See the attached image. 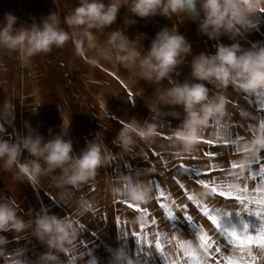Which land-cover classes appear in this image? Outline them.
Returning <instances> with one entry per match:
<instances>
[{"label":"crops","instance_id":"0c3cea01","mask_svg":"<svg viewBox=\"0 0 264 264\" xmlns=\"http://www.w3.org/2000/svg\"><path fill=\"white\" fill-rule=\"evenodd\" d=\"M78 2L79 0H0V23L3 22L6 13H11L18 18L14 25L17 29L30 27L33 24L40 25L50 14H55L60 19V26L71 35L72 30L64 23V16L69 14ZM200 15L202 17L203 14ZM129 18L137 19L138 23L127 25L126 20ZM248 21L247 27L237 25L239 31L233 39H230L228 35H223L210 40L200 31L199 18L189 19L183 15L179 17L173 15L171 19H168L157 15L148 19H139L131 17L127 9L123 8L117 21L110 27L102 31L92 29L94 36L91 38H85L79 32L72 33L74 39L84 42L83 56L76 51L75 42L71 38L63 48L54 46L50 53L38 54L30 58L20 55L19 52L0 49V123L6 129V132L0 133V136L4 140L11 141L23 138L31 134V126L35 121L36 135L46 140L48 125L44 127L45 118L54 122L56 110H63L69 120L75 124L80 136L83 132L95 135L91 136V142L102 143L106 149L113 148L124 155L126 161L134 168L130 172L137 191H143L147 198L157 196L156 187L150 182L152 179L150 169L153 167L156 169L155 178L160 181L163 188L165 185L168 186L172 174L181 172L179 165L185 162L183 160L184 147L176 138L168 139L158 134L147 139H141L133 134L132 144L127 150L113 143L121 128L128 122L120 118L114 108L107 103L105 97L97 91L95 71L104 69L100 63L102 60L97 58V55L105 53L104 47H115L109 42V37L116 30H122L130 41H136V48L145 55L156 33L164 27L171 29L173 25L191 45V53L186 56L189 59H194L202 52L214 54L219 43L225 45L238 43L243 51L252 49L254 45L264 46V17H261L258 11L255 15L249 16ZM253 25H256V28ZM142 33L145 35H141ZM243 93L231 86L224 91L227 102H236L235 104L230 103L244 118L249 134L255 136L259 131L258 126L264 124V120L259 118L254 107L241 98ZM250 99L255 98L250 97ZM6 105H11L10 112ZM120 121L125 124H121ZM259 155L254 156V160ZM161 156L168 161V170L165 169ZM26 159H31V157L25 151L20 158V163L25 162ZM173 165L176 167L173 168ZM59 171L61 169L52 172L42 171L30 181L16 166L8 168L5 162L0 160V202L9 203L15 207L17 216L26 225L19 233L15 231L0 233L8 238L7 244L0 245V264H38L40 257L49 252L58 257L56 264H93L88 260L89 255L103 253L102 236L96 233L93 237L86 228V215L91 207L86 203L73 206V201H76L78 197L87 199L86 185L71 187L61 179L64 174H59ZM103 180H105L104 177L102 183L98 185L103 187ZM45 181L48 183L47 186L44 184ZM56 183H63V186L57 187ZM240 183L241 180L239 182L231 179L228 188L232 193H238L241 190ZM252 183H254L252 189H255V195L264 196L263 185ZM176 193L182 192L177 191ZM103 197L104 193L102 195L101 191H97L94 195L95 206L101 211L93 208L100 214L104 212L102 211ZM172 197L178 198V195ZM52 198L55 202L59 199V202L64 205H57ZM217 203L221 206V201ZM44 212L57 215L71 225L69 239L65 242L63 250L50 249L45 242L36 237L35 221L37 216L43 215ZM72 213L80 214V218L76 216L74 219L84 224L83 230L79 229V232H74L72 229L71 219L66 218V216L71 217ZM61 215L63 217H60ZM209 227L208 223L207 228ZM204 255L207 256V253L205 252ZM237 260L238 264H242L238 257ZM94 262L101 261L94 258ZM259 264H264V259L259 261Z\"/></svg>","mask_w":264,"mask_h":264},{"label":"clouds","instance_id":"9594fccd","mask_svg":"<svg viewBox=\"0 0 264 264\" xmlns=\"http://www.w3.org/2000/svg\"><path fill=\"white\" fill-rule=\"evenodd\" d=\"M123 8L127 9L131 17L139 19L157 15L168 19L173 15H183L189 19L196 17L200 19V31L210 40L223 35L233 39L239 31L237 25L247 27L248 17L264 9V0H79L78 5L64 16V23L72 30L71 35L60 26V19L55 14H50L40 25L33 24L17 29L14 25L18 18L6 13L0 23V49L19 52L20 55L30 58L38 54H48L54 46L63 48L71 38L75 42L76 51L83 56L84 42L74 39L72 33L79 32L85 38H91L94 36L92 29L102 31L110 27L117 21ZM136 23L137 19L126 20L127 25ZM109 42L119 52L124 53V59L133 64L139 61L143 78L156 82L163 79L171 82V74L191 53V45L175 25L171 29L164 27L157 32L143 56L135 46L136 41H130L122 30L112 32ZM191 69V81L174 84L168 90L167 101L184 109V119L176 128L174 136L186 149L198 142L202 127L207 126L210 120L226 114L227 98L223 91L229 86L244 93L264 90V46L254 45L252 49L243 51L238 43H219L214 54L202 52L196 56L191 62ZM209 86L221 91L210 95ZM6 108L11 111V105H6ZM258 127L257 134L244 147V151L251 156H257L264 151V124ZM4 132L6 129L0 123V133ZM133 134L147 139L157 133L153 125L128 123L121 128L113 143L127 150L132 144ZM25 151L31 159L20 163ZM72 151L71 140H65L63 134L47 142L42 136L31 134L16 141L0 139V160L8 168L16 166L30 181L42 171L61 169L64 173L61 179L75 186L93 177L96 169L106 160L103 154L106 148L102 143H88L77 157L72 156ZM129 197L143 202L147 199L143 191L136 190L131 191ZM25 227V222L17 216L15 207L0 202V233H19ZM70 227L66 220L44 212L35 221V235L50 249L63 250L69 239ZM7 243L8 238L0 235V245ZM180 247L186 254L196 251L190 241L181 242ZM57 260L58 257L49 252L40 257L38 264H56ZM232 264H238L237 258H232Z\"/></svg>","mask_w":264,"mask_h":264},{"label":"rangeland","instance_id":"374dc122","mask_svg":"<svg viewBox=\"0 0 264 264\" xmlns=\"http://www.w3.org/2000/svg\"><path fill=\"white\" fill-rule=\"evenodd\" d=\"M124 32L126 31L124 30ZM103 51L105 53L97 55V58L102 60L100 63L104 66L102 71H95L96 74L94 79L97 81V91L105 97V100L114 108L117 115L126 122L135 123L139 126H144L147 123L155 127L158 135L160 132H164L167 136L175 138L174 132L183 121L185 113L183 107L167 102L168 90L176 83L191 81V62L193 59H189L188 57L183 59V62L178 65L176 71L171 74V82L169 79L156 82L155 80L143 78L139 61L133 64L130 60L124 59V53L119 52L116 47H104ZM141 56H143L142 53ZM209 87L210 95L221 91L215 87ZM160 109L163 111V115L161 116L159 113ZM213 121L220 127H210L208 126V122L207 126L200 129L198 142L190 149L184 148V165L205 168L206 164L209 162V157L205 156L204 152L210 149V145L204 143V141L225 142L226 133L224 131V126L230 124L232 121H238L247 127L244 118L239 115L236 107L230 102H227L226 114L223 117L213 119ZM161 124L163 128L160 127ZM46 126L48 134L46 140H43L47 142L57 135L63 134L65 140H71L72 142L73 151L71 154L73 157L79 156L87 147V144L91 142V136H95L84 132L80 136L75 124L69 120L68 115L63 112V110H56L54 122L51 119L48 121L46 117L44 127ZM54 126L55 128L53 129ZM253 137L254 136L247 134L245 135V139L237 145L241 153L240 156L231 155L219 158L225 163L227 159L233 160L234 166L227 173L222 170H215L212 172L211 176L202 178L208 182L212 180V177H216L217 182L224 179H233L240 182L244 175L247 174L249 163L254 160V156L244 151L245 145L248 144ZM228 142L234 143L231 141ZM211 150L219 151V149ZM103 154L106 160L96 169L95 175L86 182L78 184V187L86 185L88 193L87 199L84 200L83 197H78L76 201H73V206L84 205L86 203L87 206L96 208L94 195L97 191H101L102 195L104 193L102 200V211L104 210V212L100 214L97 213L94 208L91 211L89 208L86 215V228L89 229V234L98 233V235L102 236L103 253H93L89 255L88 260L89 262H94V258H97L98 261H101L95 264H135V260L138 258L135 239L131 235L123 237L122 234L136 232L143 236L145 232H148L149 239H151L152 231L161 229L168 230L169 235H171V231L168 229V223L161 219L163 210L157 206V196L147 198L146 202L130 199L129 193L133 190L137 191V189L133 175L130 171L127 173L124 169V164L127 162L124 155L113 148L106 149ZM193 157H195V159H193ZM117 164L119 165V171L117 170ZM59 174L63 175L64 173L61 170ZM173 176L179 177L185 183L186 191H181L175 181L170 179L168 186L165 185L163 188L168 194H165V197L161 198L165 208L172 209L174 212H177V214H181L178 212V209L180 206L190 204L187 200V195L189 194L193 195L201 204L208 203L215 199L216 201H221L222 206L223 199L219 197L214 198L211 195V190H206L203 186L186 180L187 174L184 173L182 168L180 173L174 172L172 174V177ZM103 177L105 180H103L104 185L102 187L98 184H100V182L102 183ZM106 179L108 181H106ZM44 184L46 186L48 185L46 181ZM253 184L252 182L249 183V189H252ZM56 186L62 187L63 183H56ZM75 186L71 185V187ZM239 186L241 187V183ZM177 191L182 193H176ZM176 195H178V198L172 197H176ZM123 197H126L128 201L121 203L120 201ZM72 200H74V198ZM57 205L64 204L60 203L58 199ZM189 207L197 221L207 228L209 222L199 216L197 210L193 206L190 205ZM96 209L98 210V208ZM145 209H147V215L145 214ZM98 211H101V209ZM76 216L80 218V214L78 213H72L71 215L72 229L74 232H79L80 227L78 226V222L74 219ZM60 217H63V215ZM153 218L157 220V223L154 225L151 223ZM233 218H235V213H233ZM176 224L186 238L192 237V230L188 224L184 222L182 217L176 221ZM142 225H144L143 228L141 227ZM92 246L96 247L95 245ZM181 250L183 251V249ZM145 251L153 253L152 257L148 258L149 264H163L160 256L155 253L154 247H146ZM144 258L143 254L139 257L141 260Z\"/></svg>","mask_w":264,"mask_h":264},{"label":"snow or ice","instance_id":"6c2138e0","mask_svg":"<svg viewBox=\"0 0 264 264\" xmlns=\"http://www.w3.org/2000/svg\"><path fill=\"white\" fill-rule=\"evenodd\" d=\"M259 13L261 17H264V9H261ZM253 27L256 28V25ZM243 94L241 98L254 107L259 118L264 120V90H258L252 94ZM250 97L255 99H250ZM230 102L236 103L235 101ZM120 123L125 124L123 121ZM208 126L220 127L213 120L209 121ZM160 127L163 128V125L161 124ZM224 131L226 133L225 142L204 141L210 145V149L204 152V155L209 157V162L205 168L179 165L187 174L188 180L203 186L206 190H211V195L214 198H222V206H218L215 199L201 204L193 195L189 194L187 200L190 204L180 206L178 212L181 214L165 208L161 199L165 197L164 189L160 181L155 178L156 169L154 167L150 169L152 176L150 182L155 185L158 192L157 206L163 210L161 219L168 223L171 235H169L168 230L163 229L152 231L151 239H149L148 232H145L143 236L136 232L122 234L123 237L131 235L135 239L138 257L135 264H149L148 258L152 257L153 253L146 252V247H154L155 253L160 256L163 264H221V262L232 264L233 257H238L242 264H259V261L264 259V196L257 197L255 189H249L250 182L264 185V155H262L264 151H261L260 155L249 163L247 174L241 179V190L238 193H232L228 188L231 179L217 182L216 177H212V180L208 182L202 178L211 176L215 170H222L227 173L234 166L233 160L227 159L225 163L219 159L220 157L241 155L237 145L245 139V135L249 134L248 127L238 121H232L224 126ZM159 135L170 138L164 132H160ZM211 149H219V151H212ZM160 158L165 163V169L168 170V161L162 156ZM175 167L176 165H173V168ZM124 169L127 173L134 170L128 162L124 164ZM117 170L119 171L118 164ZM172 179L181 191H186L185 183L179 177L173 176ZM52 199L54 201V198ZM127 201V198L123 197L120 202ZM54 203L57 202L54 201ZM190 205L197 210L199 216L209 222V228H205L202 223L197 221L190 211ZM91 210H93V206L90 208ZM233 213H235V219H233ZM145 214L147 215V209H145ZM181 217L192 230L191 238H186L177 227L176 221ZM66 218L71 219L70 216H66ZM151 223L154 225L157 220L153 218ZM78 226L81 230L85 228L81 221H79ZM141 227L143 228L144 225ZM92 235L95 236V233ZM189 241L196 249L192 254H186L180 247L181 242L187 243ZM202 247L203 251L201 250ZM205 252L207 256L204 255ZM141 254L145 257L142 260L139 259Z\"/></svg>","mask_w":264,"mask_h":264},{"label":"bare ground","instance_id":"6f19581e","mask_svg":"<svg viewBox=\"0 0 264 264\" xmlns=\"http://www.w3.org/2000/svg\"><path fill=\"white\" fill-rule=\"evenodd\" d=\"M159 113H160V116L161 115H163V111L160 109L159 110ZM36 122L34 121V123H32V126H31V131H30V133H31V135H33V136H35L37 133V130H36Z\"/></svg>","mask_w":264,"mask_h":264},{"label":"built area","instance_id":"2783aa9c","mask_svg":"<svg viewBox=\"0 0 264 264\" xmlns=\"http://www.w3.org/2000/svg\"><path fill=\"white\" fill-rule=\"evenodd\" d=\"M0 139H2V137L0 136Z\"/></svg>","mask_w":264,"mask_h":264}]
</instances>
